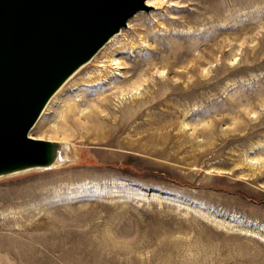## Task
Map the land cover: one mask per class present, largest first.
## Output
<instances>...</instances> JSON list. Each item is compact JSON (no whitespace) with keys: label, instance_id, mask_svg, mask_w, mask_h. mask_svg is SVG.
I'll use <instances>...</instances> for the list:
<instances>
[{"label":"rangeland","instance_id":"374dc122","mask_svg":"<svg viewBox=\"0 0 264 264\" xmlns=\"http://www.w3.org/2000/svg\"><path fill=\"white\" fill-rule=\"evenodd\" d=\"M149 6L40 115L61 164L0 177V264H264V0Z\"/></svg>","mask_w":264,"mask_h":264},{"label":"water","instance_id":"95a60500","mask_svg":"<svg viewBox=\"0 0 264 264\" xmlns=\"http://www.w3.org/2000/svg\"><path fill=\"white\" fill-rule=\"evenodd\" d=\"M146 0H0V176L50 167L66 144L30 131L66 80Z\"/></svg>","mask_w":264,"mask_h":264},{"label":"bare ground","instance_id":"6f19581e","mask_svg":"<svg viewBox=\"0 0 264 264\" xmlns=\"http://www.w3.org/2000/svg\"><path fill=\"white\" fill-rule=\"evenodd\" d=\"M160 0H146V4H151V5H154L155 3H157V2H159ZM130 21V20H129ZM129 21H128V25L130 24L129 23ZM122 31V30H121ZM120 31V32H121ZM120 32H118L117 34H119ZM117 34H115V35H117ZM114 35V36H115ZM115 38V37H114ZM113 38V39H114ZM112 39V38H111ZM110 39V40H111ZM112 39V40H113ZM106 47V46H105ZM118 58H116V56L114 55L112 58H111V61H112V64H114L115 66V68H119L120 67V63L118 62V60H117ZM110 61V62H111ZM102 66H105L104 65V63L102 64ZM78 71L76 70L73 74L75 75L76 73H77ZM112 73H115V70H111L108 74H106L105 75V77L103 78V80H105V78H107V80L109 81L110 80V74H112ZM73 75H71V77H72ZM70 77V78H71ZM69 80V79H68ZM67 82V81H66ZM65 84V83H64ZM62 85L57 91H56V93L52 96V98L50 99V101L48 102V104L46 105V107L44 108V111H45V109H47V111L48 110H51V108L53 107V105L55 104V103H59V102H61V101H63L64 102V91H63V86H65V85ZM83 85H85V86H89V85H92L93 83H88V84H86V83H82ZM90 89H92V88H84V90H87V91H89ZM103 98H105V97H103ZM106 99V98H105ZM108 100V99H107ZM86 101H88V99H86ZM104 101V100H103ZM62 102V103H63ZM65 103V102H64ZM78 105V104H77ZM82 110V109H81ZM43 111V112H44ZM91 111V110H90ZM93 111V110H92ZM92 111L90 112V114H88V115H86V117L88 118V117H92L91 115H92ZM43 114V113H42ZM40 119V118H39ZM97 119V118H96ZM39 121V122H38ZM37 122H36V124L34 125V127L32 128V130L30 131V135H32L33 136V131L35 130V129H38V127L40 126V120H38ZM35 137V136H34ZM69 147V145L67 144L66 145V147H65V149H67ZM71 154V153H70ZM68 156V155H67ZM67 156H65V158H68ZM69 159V158H68ZM61 164V162H58V163H56V164H54L53 166H50V167H54V166H58V165H60ZM50 167H38V168H33V169H45V168H50ZM30 170H32V169H30ZM25 171H27V170H25ZM20 172H22V171H20ZM20 172H14V173H12V174H17V173H20ZM12 174H8V175H12ZM8 175H5V176H8ZM0 177H3V176H0Z\"/></svg>","mask_w":264,"mask_h":264}]
</instances>
